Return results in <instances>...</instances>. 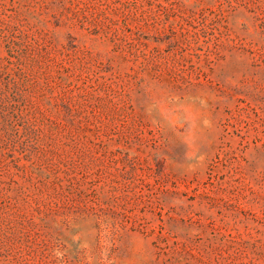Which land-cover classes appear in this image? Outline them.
Masks as SVG:
<instances>
[{
  "label": "rangeland",
  "instance_id": "374dc122",
  "mask_svg": "<svg viewBox=\"0 0 264 264\" xmlns=\"http://www.w3.org/2000/svg\"><path fill=\"white\" fill-rule=\"evenodd\" d=\"M0 264H264V0H0Z\"/></svg>",
  "mask_w": 264,
  "mask_h": 264
}]
</instances>
